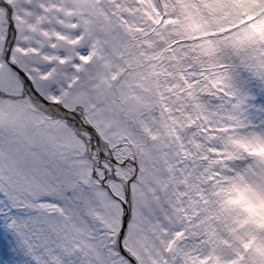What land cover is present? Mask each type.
<instances>
[{
	"label": "snow or ice",
	"instance_id": "6c2138e0",
	"mask_svg": "<svg viewBox=\"0 0 264 264\" xmlns=\"http://www.w3.org/2000/svg\"><path fill=\"white\" fill-rule=\"evenodd\" d=\"M0 264H264V0H0Z\"/></svg>",
	"mask_w": 264,
	"mask_h": 264
}]
</instances>
